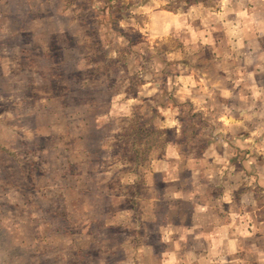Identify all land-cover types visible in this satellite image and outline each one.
Here are the masks:
<instances>
[{
  "label": "rangeland",
  "instance_id": "1",
  "mask_svg": "<svg viewBox=\"0 0 264 264\" xmlns=\"http://www.w3.org/2000/svg\"><path fill=\"white\" fill-rule=\"evenodd\" d=\"M19 24L30 30L22 35L28 46L7 40L9 28ZM43 52H54L57 62ZM206 64L209 80L201 79V0H0V197L9 202L0 214V264H89L87 257L102 264L97 259L108 248L106 237L118 231L101 223L108 189L103 182L112 204L126 206L133 187H119L114 170L125 168L121 178L129 184L133 168L149 167L150 151L161 157L169 147L179 157L158 160L157 167L194 170L199 197L217 204L211 213H196L192 227L203 224L219 235L217 246L230 225L228 240L238 246L227 255L231 246L223 240L220 254L208 247L206 256L177 258L184 264H264V183L256 179L257 191L246 193L248 182L239 173L246 161L230 159V153L215 161L201 158V82L213 84L220 67ZM253 145L264 158V142ZM229 167L239 169L236 189L214 186L213 180L201 187V168L223 174V180ZM71 183L79 184L78 191L68 190ZM247 197L254 201L218 205L219 199ZM40 211L43 221L21 222L23 216L41 220ZM127 215L120 233L129 264L134 257L133 264H159V226L148 225L143 233V225ZM7 217L15 223H3ZM33 231L39 234L30 236ZM138 241L151 250L133 256L130 244ZM6 244L45 257L22 260Z\"/></svg>",
  "mask_w": 264,
  "mask_h": 264
},
{
  "label": "crops",
  "instance_id": "2",
  "mask_svg": "<svg viewBox=\"0 0 264 264\" xmlns=\"http://www.w3.org/2000/svg\"><path fill=\"white\" fill-rule=\"evenodd\" d=\"M9 30L10 34H7V40L10 43L16 41L18 45L24 43L25 46H28L27 42L22 39V35L30 31L28 28L19 24L10 27ZM40 45L46 47L51 46V43L43 42ZM207 52L208 54H206ZM49 53L43 52L42 54L52 57L49 58V62L56 63L58 59L54 52H51V55ZM206 63L219 64L220 67L219 73L214 77L215 82L213 84L211 80L208 83L201 82V140H203L201 158L202 160L211 159L215 161L220 158L222 153H226V155L230 153V159L236 157L247 163L242 167L241 172L238 168H225L223 180V174L220 173L219 175L212 171H208L207 174L201 168V187L203 181L209 183L213 180L214 186L219 185L220 188L228 187V189L235 186L236 189L238 183L236 177L239 172L245 175V180L248 182L245 184L246 193L251 194L252 192L254 194V191H257L254 188L256 186L255 180H261L258 181V185L260 182L264 183V158L257 154L259 150L253 148L255 142H264V0H212V2L201 0V79L209 80L205 72L211 65ZM217 80L219 81L217 82ZM95 127H98V124ZM255 127L261 128V130L255 131ZM228 149L232 152H228ZM261 152L264 153V147ZM175 157H179V154L171 147L161 157L153 156L152 151H150L149 162L151 163L149 167L145 169L133 168L134 177L129 184L121 178L125 168H116L113 173L119 177V187L125 185L133 187L132 192L128 194V205L126 203V206H123L122 202L119 206L112 204L113 193L109 186L103 182V189H108L105 192L107 203L101 208V223L104 228L114 226L118 231L109 233L106 237L107 241L104 242V246L108 248H105L102 253L104 256L100 260L97 259V263L129 264L130 259H126L128 254L125 247L127 241L124 233H120V225L129 216L127 213L131 215L133 222L143 225L144 228L154 224L159 226L156 237L163 244V249L157 253L164 256L156 261L159 264H184V260L178 259L177 256L198 254L206 256L210 254L208 251L210 247L213 249V254H220L223 252L221 246L223 240H227L231 246V250L226 251L227 255L235 254L233 252H236L238 248V246L234 247L237 243L236 239H230L231 242L228 240L229 232H231L230 225L227 226L225 234L221 235L220 240H223L217 246L215 243L219 235L208 233L203 224L192 227L196 213L200 212L201 215L211 213L217 204L203 199L202 195L199 197L194 187L195 181L193 182L194 179L191 178V175L195 173L194 170L185 168L175 171L174 166L158 168L156 165L158 160L175 159ZM253 159L258 160L254 166L253 161H251ZM131 170L126 171L129 173ZM89 173L94 174L91 171ZM106 173L108 172H100L101 175H106ZM204 175L207 176L206 180L203 179ZM210 176L212 179H208ZM227 176L228 178H226ZM172 184L177 187L168 189L169 185ZM210 184L212 185V183ZM69 185L68 190L78 191V183ZM143 188L144 191L150 192L152 190L150 193L154 192L155 195L153 197L142 195L141 189L143 190ZM260 188L264 190L263 185ZM201 192H203L202 188ZM219 192L221 193V191ZM5 198L6 196L0 197V214L6 210L4 203H9L8 201L5 202ZM65 198L67 196L63 194L62 200ZM252 201H254L253 198L248 197L243 200L219 199L218 205L227 207V204L231 206L234 203V205L239 206V203L240 205L243 203L251 204ZM40 212L41 215L38 216L41 217V220L33 219L34 215L31 219L25 215L26 218L23 216L20 220L28 223L31 221L41 222L44 220V212ZM180 217L184 220H181ZM250 218L253 220L252 214H249L246 220L248 219L250 222ZM13 220L9 217L2 219L3 223L12 222V224L15 223V219ZM215 222L220 223L219 220H215ZM263 222L264 220H261L260 223ZM145 230L146 228L143 233ZM0 231H2L1 228ZM36 234L39 233L33 231L30 236H36ZM6 236H4L5 239L9 238L8 235ZM4 238L3 243L5 242ZM143 242L140 244L138 241L132 246L130 244L133 256L147 254L151 250L150 247H145ZM22 244L20 248L11 247L7 244L5 247L9 254L12 252V255L23 256L22 260L29 256L33 258L37 255L42 258L45 257V253L43 254L40 250L38 252L28 251L29 256L25 255L26 246L24 247ZM38 244H40L39 241ZM152 253L156 254L155 252ZM61 254H55V256L59 257ZM74 254L76 260V250ZM87 259L91 264V258L87 257ZM132 260L133 264L135 257ZM74 262L69 264H77V260L76 263Z\"/></svg>",
  "mask_w": 264,
  "mask_h": 264
},
{
  "label": "trees",
  "instance_id": "3",
  "mask_svg": "<svg viewBox=\"0 0 264 264\" xmlns=\"http://www.w3.org/2000/svg\"><path fill=\"white\" fill-rule=\"evenodd\" d=\"M50 55H51V53H50Z\"/></svg>",
  "mask_w": 264,
  "mask_h": 264
}]
</instances>
